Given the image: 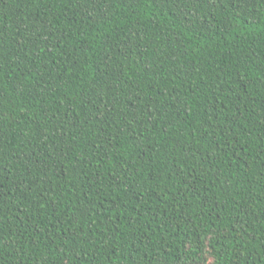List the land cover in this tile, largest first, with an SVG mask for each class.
Segmentation results:
<instances>
[{"label":"trees","instance_id":"16d2710c","mask_svg":"<svg viewBox=\"0 0 264 264\" xmlns=\"http://www.w3.org/2000/svg\"><path fill=\"white\" fill-rule=\"evenodd\" d=\"M0 264H264V0H0Z\"/></svg>","mask_w":264,"mask_h":264}]
</instances>
